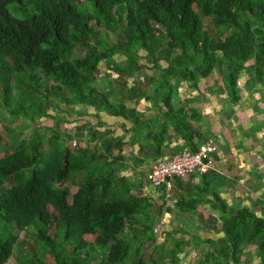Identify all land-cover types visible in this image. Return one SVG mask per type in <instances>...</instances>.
Wrapping results in <instances>:
<instances>
[{
    "label": "trees",
    "instance_id": "trees-1",
    "mask_svg": "<svg viewBox=\"0 0 264 264\" xmlns=\"http://www.w3.org/2000/svg\"><path fill=\"white\" fill-rule=\"evenodd\" d=\"M16 2L22 19L9 11ZM120 25L123 36L110 44ZM103 64L119 86L100 88ZM213 77L231 106L264 89V0H0V106L13 121L43 120L53 133L37 130L16 149L23 127L0 121V264L23 248L21 234L31 240L21 264H182L190 249L195 264H251L254 252L264 264V185L254 206L228 201L216 185L225 179L217 151L204 160L214 168L173 174L161 186L126 174L151 162L154 170L186 146L197 153L214 138L197 98L181 96L184 83L200 92ZM104 112L124 121L113 126ZM74 113L76 133L66 134L62 125L72 121L63 114ZM151 185L158 206L142 193ZM166 211L186 235L167 231L161 240ZM151 240L160 254L147 261Z\"/></svg>",
    "mask_w": 264,
    "mask_h": 264
},
{
    "label": "crops",
    "instance_id": "crops-1",
    "mask_svg": "<svg viewBox=\"0 0 264 264\" xmlns=\"http://www.w3.org/2000/svg\"><path fill=\"white\" fill-rule=\"evenodd\" d=\"M218 87L220 85L214 80L213 82L203 80L200 83L202 93L194 90V95L192 93L190 95L197 99L202 97L203 101L208 102L207 104L201 103L202 111L208 119L205 129L215 134L214 137L219 147L217 155L220 159L216 163L219 175L225 176V179H217L216 185L227 200V196L233 194L234 203H238L239 196L242 197L246 190L250 187L255 188L261 185L262 181L264 182V178L258 175L259 170L264 171V117L261 116V113L264 114V89L258 88L257 92L252 95L244 93L240 105L231 106L224 95L212 96L211 91L217 93L215 89ZM207 88L210 89L207 90ZM185 95L187 93L181 92L183 98ZM196 102L199 104L198 101ZM217 115H221L220 124L215 123ZM224 137H227V144L222 141ZM236 176H239L240 180L235 184L236 190H234L231 180Z\"/></svg>",
    "mask_w": 264,
    "mask_h": 264
},
{
    "label": "rangeland",
    "instance_id": "rangeland-1",
    "mask_svg": "<svg viewBox=\"0 0 264 264\" xmlns=\"http://www.w3.org/2000/svg\"><path fill=\"white\" fill-rule=\"evenodd\" d=\"M23 1L25 2L26 0H23ZM83 1H85V0H78V3H82ZM20 6L22 7V4L20 2H16L9 8V11L14 17L22 19L23 16H24L23 15V9L24 8L22 10H20L19 9ZM91 6H92V4H90V7ZM123 34H124V32H123V29H122V27L120 25L118 27V30H117L116 33L112 32V31H109V37H108L107 41L110 44L116 43L119 40V38H121V36H123ZM81 54H83V52H81L79 50H76L75 56L79 57V56H81ZM123 58H124V56H121L120 58H118V60H122ZM99 72L101 73L100 74L101 75V77H100V88L106 86L109 81H113L115 86H119V82H120L121 78L117 74H114L113 71H111L105 64H103L101 66V69L99 70ZM146 73L147 74H151L152 72H150L148 70ZM144 76H146V75H144ZM213 78H215V77H213ZM213 78H211V81L213 82V80H214L215 82H217L216 78L215 79H213ZM241 81L242 82L244 81L243 76L241 77ZM140 83L143 86H147L149 84V81L145 77L143 80L140 81ZM217 84L220 85V87L215 89V91H217V93L214 92V91L213 92L211 91V94H212V96L217 95V97H220V89H221L222 83H217ZM188 87L189 86L187 85V83H184L183 87L181 88V92L185 93V91H186L187 96H190L191 93H192V95H194V89H192L191 87L190 88H188ZM209 89L210 88H207V90H209ZM198 92H196L198 95H199V93H202L201 91L199 93ZM256 96H258V95H256ZM197 101L199 102V108L201 110H202L201 103H203V104H207L208 103V102H206V100L203 101L202 97H198ZM0 103L1 104L3 103V99H2L1 94H0ZM212 103H213V99H212ZM132 104H134L133 101H132ZM150 104L153 105V102L152 103L150 102ZM257 104H258V102H257ZM146 106L147 105H144L145 109H146ZM260 106L261 105H259V107ZM54 107H55L54 109H56L58 107L64 109L65 106H64V104H61V105L58 104V102L56 101L55 104H54ZM153 108H156V107L154 106ZM76 109H82L83 112H88V110H90V108L84 107V106H78V107H76ZM68 111L69 110H67V112ZM50 112L52 114L56 113V111H50ZM148 113H150V112H148ZM63 115H65L64 117H69V119L72 121V123H70V122L64 123L62 125V129H64L66 134H68L69 132L76 133V122L74 120L78 119L79 116L77 114H75V113L71 114V115H67V114H63ZM214 116H216V115H214ZM217 116L218 117L215 118V121H216L215 123L220 124L219 122H220V119H221L220 118L221 115H217ZM261 116L264 117V114L261 113ZM102 117H103L104 120L108 121L113 126H115L116 124L117 125H121L122 122L124 121V119L122 117H114V116H111V115H109L108 113H105V112L102 113ZM5 120L10 122L8 124V127L14 129L15 132H19L20 128L23 127V130H24L23 134H22L23 138H22L21 141L16 143V149L23 148L30 139H32L33 137L36 136L37 130H41L42 129L43 132H45L48 135V137L53 134L52 131L49 130V127H48L49 124L45 123V121H43V120H42V122H37L36 121L35 124H30L28 121H22V120L13 121L11 114H9L8 111L4 110L0 106V121L1 122H5ZM88 120L92 121L94 124L98 123V119L96 117H91ZM213 120H214V118H213ZM51 125H53V122H51ZM237 126H239V125H237ZM4 131L5 132H3V134H4L3 137L7 138V136H9V135L6 134V130L5 129H4ZM10 132H12V131H10ZM119 133H121V134L123 133V129L122 128H119ZM11 135H15V133L12 132V133H10V136ZM212 136L214 137L215 134L212 133ZM214 139H215V137H214ZM222 141L227 144V137H224L222 139ZM69 144H70V146H73V145H75V142H70ZM94 146L95 145H93V147ZM217 147H218V145H217ZM217 152H219V147H218ZM215 163H214V166H216ZM153 166H154L153 162H151V164H149V165H144V166L140 165L139 167L133 168L131 171L126 172V174L128 173L129 175H135V173L137 171H139V172H141V178L145 179L147 176L150 177V175L153 173ZM259 172H260V174H258V175L261 178H264V171L259 170ZM258 183H260V180H258ZM262 184L264 185L263 181H262ZM65 186H68V184H66ZM260 187H261V185L255 186V189H254V192H253L254 193V197L252 196V193L250 191V190L253 189V187H250L248 190L245 191V194L242 197L239 196L238 201L242 205L254 206L255 205L254 200L257 199L258 197H260L259 196L260 193H261L259 191ZM156 188H157L156 186L151 185L150 187H146L142 193L150 194L151 196H155L157 198L156 199L157 200L156 203H157V206H158V204L162 203V199H160L159 195H157V193L154 192V190H156ZM72 189H73V191L76 190L74 187ZM136 193H139V192L137 191ZM227 197H228V200L231 203L235 202L233 194H229ZM174 215H178V212L176 211V213ZM181 223L182 222H181V220H179V218H177L176 216H173L172 213L166 211L163 219L161 220V222L159 224V229H160V232H161V234H160L161 235L160 236L161 240L163 241L166 238H168L169 235L166 233L167 231H170L171 234H174V235L176 234V236L178 238H181L182 236L186 235L184 233V231H183L185 227L183 228V225ZM192 232H194V231L192 230ZM199 235L202 236V237H207V236L216 237L215 234L213 235V234L203 233L202 231H200V228H199ZM21 239H23L26 242L25 245L23 246V248H18V250L16 252L17 256L12 258L6 264H21L20 260H22L25 255L29 256L30 249L27 248V247L29 246L28 242L30 243L31 240H27L25 238L24 234H21ZM93 240H95V238L93 236H91V235L86 236V241L92 242ZM169 240H170V243L165 246V250L166 251L170 250L173 247V245H172V235L169 237ZM159 254H160V250H159V248L156 247V242L153 241V240L149 241L147 243V249H146V251H145V253L143 255L144 259L148 261L152 257H158ZM253 255H254V257L250 256L248 258V260H251L250 261L251 264H255L254 262L257 261V253L254 252ZM49 257L51 258L52 255H50ZM194 260H195V257L193 255V250L190 249V250H188V252L186 254L183 255L182 264H195ZM248 260H247L246 263H248ZM53 261H54L53 259H49V261H45V264H52Z\"/></svg>",
    "mask_w": 264,
    "mask_h": 264
},
{
    "label": "built area",
    "instance_id": "built-area-1",
    "mask_svg": "<svg viewBox=\"0 0 264 264\" xmlns=\"http://www.w3.org/2000/svg\"><path fill=\"white\" fill-rule=\"evenodd\" d=\"M217 150L218 147L214 138L208 139L205 144L201 145L197 153L186 146L181 153L161 159L150 177L156 186H161L173 174L187 176L188 173L197 168L203 171L212 169L214 163L211 160L208 162L204 160L209 154ZM168 185L171 188L172 183L168 181Z\"/></svg>",
    "mask_w": 264,
    "mask_h": 264
}]
</instances>
